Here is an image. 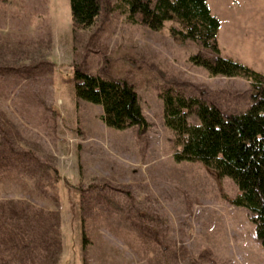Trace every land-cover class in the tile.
Instances as JSON below:
<instances>
[{
	"label": "rangeland",
	"instance_id": "rangeland-1",
	"mask_svg": "<svg viewBox=\"0 0 264 264\" xmlns=\"http://www.w3.org/2000/svg\"><path fill=\"white\" fill-rule=\"evenodd\" d=\"M118 1L75 28L69 0H0V264H264L237 183L176 157L160 97L240 112L251 80L211 75L190 56L213 53L173 35L178 22L152 30ZM208 3L221 55L264 73V0ZM76 68L130 82L146 129L106 125L76 96Z\"/></svg>",
	"mask_w": 264,
	"mask_h": 264
},
{
	"label": "trees",
	"instance_id": "trees-1",
	"mask_svg": "<svg viewBox=\"0 0 264 264\" xmlns=\"http://www.w3.org/2000/svg\"><path fill=\"white\" fill-rule=\"evenodd\" d=\"M72 24L85 28L94 23L101 10L100 0H69ZM133 23L159 30L166 21L180 27L171 32L182 41L192 40L213 53L190 56L211 75L241 76L255 89L250 106L240 112H225L219 105L197 95L166 87L160 91L165 125L174 132L182 148L176 157L202 160L220 176L231 177L239 192L235 205L246 206L255 224L257 240L264 247V73L230 57L221 55L218 30L221 21L213 14L208 0H119ZM75 94L102 106L101 119L108 126L126 128L137 125L145 130V118L133 85L125 79L104 77L76 68ZM196 116V122L189 114Z\"/></svg>",
	"mask_w": 264,
	"mask_h": 264
}]
</instances>
